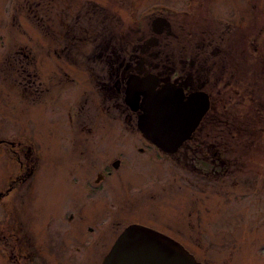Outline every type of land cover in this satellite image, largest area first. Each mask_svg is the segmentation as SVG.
Here are the masks:
<instances>
[{
  "label": "rangeland",
  "instance_id": "1",
  "mask_svg": "<svg viewBox=\"0 0 264 264\" xmlns=\"http://www.w3.org/2000/svg\"><path fill=\"white\" fill-rule=\"evenodd\" d=\"M96 1L117 12L133 39V0ZM34 7L26 0H0V139L21 142L34 165L20 185L19 163L27 155L0 146V222L17 227L25 241L20 253L3 225L0 264H101L131 224L165 233L202 264H264V39L254 41L260 83L253 94L245 91L240 103L236 75L216 105L218 116L225 107L221 127L204 126V140L216 146L208 157L162 153L148 159L135 153L134 163L93 193L97 173L125 147L116 132L135 120L104 101L106 71L92 72L93 80L83 71L87 62L78 63L80 69L71 58H57L55 28L43 27ZM19 49L27 56L22 64L36 74L29 95L18 82L17 88L12 65L3 60ZM89 130L97 135L86 139ZM132 140L138 148L137 132ZM217 150L227 165L213 175Z\"/></svg>",
  "mask_w": 264,
  "mask_h": 264
},
{
  "label": "flooded vegetation",
  "instance_id": "2",
  "mask_svg": "<svg viewBox=\"0 0 264 264\" xmlns=\"http://www.w3.org/2000/svg\"><path fill=\"white\" fill-rule=\"evenodd\" d=\"M26 2L30 8L35 6V17L44 24L43 27L55 28V36L52 37L56 44L54 53L57 58H71L74 63L72 65L76 68H80L82 62H87V65L83 63L85 69L82 70L91 74L93 80L92 72L106 71L108 83L102 86L104 101L114 103V108L118 107L121 111L123 108L129 111L131 122L135 120V125L126 124L116 132L125 147L104 165L105 169L97 173L91 192L105 190L109 177H113L120 167L135 162V153L148 159L162 156L163 152L139 130L137 120L141 111L133 112L126 103L127 82L130 79H156L157 91L167 85L173 86L177 93L181 90L186 99L200 93L208 96V114L201 120L191 139L176 154L170 155L194 153L202 155L201 159L208 157L213 147L216 148L214 144L210 145L204 140V126L223 122L225 107H222L221 116H218L216 105L221 100L224 102L227 92L232 90L229 87H234L232 81L236 79L235 76L239 78L235 90L240 103L247 98L245 91L253 94L254 86L260 83L253 53L258 51L254 41L264 39V0H161L153 3L133 0L131 7L137 9L132 18L133 39L126 36L125 22L117 12L111 10L108 13L110 8L96 0ZM48 16L50 19H46ZM229 42H235L234 48L228 46ZM23 51L24 49H19L14 56L6 59L3 57V60L9 62V67H13L9 68V73L15 76V85L18 82V86L29 95L33 92L31 84L36 74L33 75L29 63L22 64L20 59H27ZM96 59L101 64L95 63ZM228 60H231L230 68ZM15 62L18 64L17 68L14 67ZM215 95H218V101L214 98ZM142 101L143 97L139 103ZM135 132L138 133L140 143L138 148L132 140ZM96 135H93V130L85 134L86 139ZM2 145L9 146L14 154L22 150L27 155L25 162L18 161L22 173L19 180L21 183L26 181V176L34 173L32 155L27 153L21 142L0 139V146ZM212 157L211 173L214 175L227 164L218 150ZM6 224L12 231L8 235L15 239L13 246L19 245L17 249L23 253L25 241L18 238V233L15 232L17 227L11 228L10 223L0 222V236H5L6 228L3 225ZM90 232L93 230L90 229ZM92 242L94 241H89Z\"/></svg>",
  "mask_w": 264,
  "mask_h": 264
},
{
  "label": "water",
  "instance_id": "3",
  "mask_svg": "<svg viewBox=\"0 0 264 264\" xmlns=\"http://www.w3.org/2000/svg\"><path fill=\"white\" fill-rule=\"evenodd\" d=\"M126 103L133 112L141 111L137 125L155 146L166 154L177 153L208 114L206 94L190 95L175 87L157 91V80L130 79ZM203 95V96H202ZM143 101L140 104V99ZM102 264H202L184 246L164 233L132 224L121 232Z\"/></svg>",
  "mask_w": 264,
  "mask_h": 264
},
{
  "label": "trees",
  "instance_id": "4",
  "mask_svg": "<svg viewBox=\"0 0 264 264\" xmlns=\"http://www.w3.org/2000/svg\"><path fill=\"white\" fill-rule=\"evenodd\" d=\"M110 12H112L111 10H110ZM109 11H108V13H110ZM259 121L257 122L258 124H260V122H262V120H260V119H258ZM221 124H218V127H221L220 126ZM253 125H254V123H253ZM240 131V130H239ZM15 188V185L14 184H12V188H11V190L10 191H12V189H14Z\"/></svg>",
  "mask_w": 264,
  "mask_h": 264
}]
</instances>
